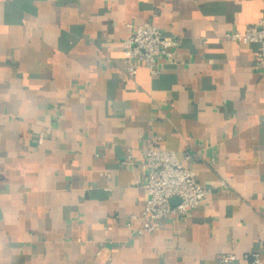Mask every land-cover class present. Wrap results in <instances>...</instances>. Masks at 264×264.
<instances>
[{"label":"crops","instance_id":"0c3cea01","mask_svg":"<svg viewBox=\"0 0 264 264\" xmlns=\"http://www.w3.org/2000/svg\"><path fill=\"white\" fill-rule=\"evenodd\" d=\"M263 16L264 0H0V264L264 261V61L225 38ZM146 21L176 55L124 80ZM154 137L211 192L138 234Z\"/></svg>","mask_w":264,"mask_h":264},{"label":"built area","instance_id":"2783aa9c","mask_svg":"<svg viewBox=\"0 0 264 264\" xmlns=\"http://www.w3.org/2000/svg\"><path fill=\"white\" fill-rule=\"evenodd\" d=\"M130 34L123 40L125 61L124 80L135 77L141 68L148 69L152 74L160 72L159 58L172 60L180 44L178 35L166 34L153 21L142 24H128ZM229 40L240 41L259 46L258 62L264 61V16L256 23L249 24L244 31H230L225 34ZM259 68V64H256ZM48 129L40 132L38 143L44 142ZM141 167L146 173L145 188L148 192L142 215L132 214L128 225L134 227L138 234L153 232L161 229V222L170 215L193 217L195 210L206 199L211 188L203 185L196 172L186 164L191 154L180 157L175 150L165 149L158 144L154 137L143 151ZM132 158V151L123 164ZM174 198L179 201L173 203ZM247 263L239 262L234 252L219 255L217 264H263L259 251L247 254Z\"/></svg>","mask_w":264,"mask_h":264},{"label":"water","instance_id":"95a60500","mask_svg":"<svg viewBox=\"0 0 264 264\" xmlns=\"http://www.w3.org/2000/svg\"><path fill=\"white\" fill-rule=\"evenodd\" d=\"M178 202L179 201V198H174L172 202Z\"/></svg>","mask_w":264,"mask_h":264}]
</instances>
